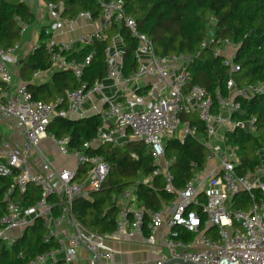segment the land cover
<instances>
[{
  "label": "built area",
  "instance_id": "built-area-1",
  "mask_svg": "<svg viewBox=\"0 0 264 264\" xmlns=\"http://www.w3.org/2000/svg\"><path fill=\"white\" fill-rule=\"evenodd\" d=\"M37 0H21V3L34 5ZM43 2V1H42ZM44 3V2H43ZM51 25L44 30L47 37L43 45L49 55L51 69L69 71L77 79H81L89 66L91 57L81 62L69 61L66 53L74 46L89 47L96 41L106 38V32L119 24L128 30L137 41L135 52L137 71L130 77L123 73L125 45L120 35H116L106 49V77L92 87L82 84L80 89L66 92L65 99L58 104H66L63 109L33 100L26 90L25 84L15 85L14 69L20 63L18 53L22 43L9 50L0 48V126L14 122L24 133V144L14 145L6 138L0 144V177L12 178V184L5 190L3 201L5 214L0 222V246L10 249L16 242L14 232H23L36 221H41L47 233L43 239L45 244L54 241L58 248L42 254L30 264H46L47 260H55L59 253L66 254V262H70L78 250H84L96 259L98 264H110L113 251L107 246L109 241H121L143 235L144 210L127 207L120 212L116 229L111 234H97L83 228L73 217L71 207L75 199L84 197L90 190H98L107 180L110 167L102 157L87 156L83 152L68 149L69 138L59 139L47 132L55 117L77 120L84 118V105L95 95H100V107L96 110L103 126L97 137L83 148L98 147L104 143L117 145L121 137L130 132L134 139L143 143L149 150L156 166L153 177L164 180L166 190L175 194L170 205V213L165 219L163 210L150 213V230L143 235V244L147 247H158V227L167 225L170 233L163 241L167 255L152 263L166 264L171 261H184L188 264H264V202L257 201L255 192L264 196V157L263 151L256 154L261 157L262 165L254 171L238 175V147H230L227 132L244 129L256 131L255 121L241 123L233 117L241 114V106L236 98L251 99L263 91V86L238 89L234 80L227 82L229 95H219L214 101L206 90L198 86H189L190 73L183 56H159L155 53L153 41L138 29L136 21L129 17L124 8V0H113L102 5V18L94 21L90 12H82L75 19L63 16L65 4L44 3ZM89 25L98 24L91 31L84 30L70 42H59L56 35L71 32L77 28V22ZM29 27L23 24L21 35L25 36ZM42 43L33 44L30 53L38 50ZM206 42L202 44L205 48ZM233 50L226 54L215 49L214 56H223L224 65L233 72L240 68L233 64V56L237 47L226 44ZM224 47V48H225ZM43 72H35L32 80L41 78ZM152 80V84L141 87L140 80ZM113 82L120 90L118 97L111 98L104 94V81ZM149 88L145 93L142 89ZM157 97V98H155ZM182 114H194L204 123L206 136L204 146L208 150L207 167L200 171L186 185L176 190L173 186V175L170 167L174 160L165 155L166 142L178 139L184 142L194 137L198 131L196 125L182 123ZM49 138L63 156H70L78 167L90 166L89 173L83 183H77L76 171L62 170L57 174L55 186L44 175L34 171L30 154L38 149L39 144ZM151 178L143 180L148 184ZM33 186L40 190L41 197L32 207L25 209L20 196ZM138 184L125 190L121 198L128 204L134 203ZM248 195L251 203L247 209L236 208L234 199ZM57 202L52 203L51 200ZM59 205L60 212L55 214ZM132 206V205H131ZM200 209L199 214L194 208ZM70 225L74 232L63 236L60 227ZM181 228L194 236L191 241L175 240ZM210 231L209 234L205 231ZM143 264V263H139Z\"/></svg>",
  "mask_w": 264,
  "mask_h": 264
},
{
  "label": "trees",
  "instance_id": "trees-1",
  "mask_svg": "<svg viewBox=\"0 0 264 264\" xmlns=\"http://www.w3.org/2000/svg\"><path fill=\"white\" fill-rule=\"evenodd\" d=\"M44 3L65 4L63 16L75 19L82 12H90L94 21L102 18V5L113 0H41ZM126 14L138 24L141 33L148 36L154 44L155 53L159 56H191L187 64L190 73L189 86H198L206 90L214 101L219 95L227 97L229 91L227 82L234 80L238 89L263 86V91L251 99L236 98L242 113L233 118L241 123L255 121L256 131L248 132L237 128L227 132L230 147H238L239 165L237 173L240 176L254 171L262 165L257 152L263 151L264 157V0H124ZM31 5L21 3V0H0V48L9 50L22 43V25L33 26L36 23ZM40 40L46 41L45 28H41ZM116 35H120L125 45L123 73L130 77L137 71L135 52L137 41L127 29L114 24L107 32L106 38L96 41L92 46H74L66 53L69 61H83L91 57L89 66L81 79H77L69 71L51 69L49 55L45 46L26 55L15 67L18 78L26 86L33 100L56 107L57 110L66 107L58 104L65 99L66 92L80 89L82 84L89 88L106 77V49ZM206 42L205 48L202 44ZM226 44H233L237 50L233 56V64L240 70L233 72L231 67L224 65L223 56H214V50H223ZM35 72L49 73L45 82L33 81ZM2 84L0 83V88ZM149 88L142 89L145 93ZM182 123L196 125L198 131L194 137H188L182 143L178 139L166 142L165 155L174 160L170 167L173 175V186L176 190L183 188L207 166L208 150L203 139L206 136L204 123L194 114H182ZM103 126L100 115H92L77 120L55 117L47 129L59 139L69 138L68 149L78 150L87 156L102 157L110 167L107 180L98 190H90L84 197L74 200L71 213L74 219L86 230L97 234H111L116 229L120 214L118 201L125 190L138 184L134 195L137 205L144 210L143 235L149 234L150 213L163 210L175 199V194L166 190L165 182L160 177H153L156 169L148 148L141 142L132 140L123 147L104 143L98 147L84 149L85 143L92 142ZM4 137L0 132V144ZM90 166H80L77 169L75 181L83 183L89 173ZM151 178L148 184L143 180ZM264 181V178H263ZM12 178L0 177V222L5 214L3 194L12 184ZM257 201L264 202V196L256 191ZM39 189L30 186L27 192L20 196L25 209L32 208L40 199ZM57 202L56 199L51 200ZM251 198L244 194L234 199L236 208L247 209ZM199 214V208H194ZM60 207H55L59 214ZM175 240L191 241L194 236L181 228ZM205 231V230H204ZM207 235L210 231H205ZM47 231L41 221H36L17 238L15 244L6 249L0 246V264H30L44 253L54 251L58 244L54 241L45 244L43 239ZM55 264H65L58 261Z\"/></svg>",
  "mask_w": 264,
  "mask_h": 264
},
{
  "label": "crops",
  "instance_id": "crops-1",
  "mask_svg": "<svg viewBox=\"0 0 264 264\" xmlns=\"http://www.w3.org/2000/svg\"><path fill=\"white\" fill-rule=\"evenodd\" d=\"M31 11L34 13L36 18V23L29 27L27 35L22 41V49L18 53V58L22 60L26 55L30 53V49L33 44L42 43L40 40L41 28H47L51 25L50 19L46 13L45 4L41 0H37L34 5H31ZM98 27V24L89 25L86 22L78 21L77 28L71 32H62L56 35V39L59 42H70L78 37L84 30L91 31ZM15 78H18V72L14 69ZM49 77V73H44L40 79ZM15 79V85L17 80ZM39 79V80H40ZM147 85L152 84V80H146ZM17 84H22L19 80ZM145 86H141L146 87ZM104 94L107 97L115 98L120 94V90L111 81H104ZM100 95L93 96L88 100L83 109L85 117L96 115V110L100 107ZM197 118V116H196ZM198 119V118H197ZM0 132L4 138L9 140L14 145L24 144V133L14 122L9 125L0 126ZM136 140L133 138L130 132L127 133L125 137L119 139L117 146L123 147V145L128 142ZM137 141V140H136ZM75 160L70 156H63L58 147L49 139L45 138L39 144L38 149H32L30 154V161L34 171L44 175L48 180H50L55 186L57 185L58 179L57 174L62 170H68L67 165ZM211 164L208 165L207 171L209 170ZM75 170L78 169L76 165ZM132 205V206H131ZM128 205L122 198L118 201V206L120 212L124 211L127 207L133 209L140 208L137 205L136 199L134 203ZM171 206H165L163 209V214L165 219L168 218ZM119 218V217H118ZM24 232V231H23ZM23 232H14L17 238H20ZM61 234L65 236H70L73 234L74 229L68 225L63 224L60 227ZM170 233V229L167 225L162 224L158 227L157 239L160 242L158 247H147L143 244V235H136L133 238L125 237L121 241H109L107 246L113 251V255L110 264H139V263H152L159 260L162 256L167 255V251L163 246L164 239ZM66 254L59 253L56 255L55 260H47L46 264H55L58 261H64L65 264H98L96 259L92 257L89 253L84 250H78L70 262H66ZM169 263V262H168Z\"/></svg>",
  "mask_w": 264,
  "mask_h": 264
},
{
  "label": "rangeland",
  "instance_id": "rangeland-1",
  "mask_svg": "<svg viewBox=\"0 0 264 264\" xmlns=\"http://www.w3.org/2000/svg\"><path fill=\"white\" fill-rule=\"evenodd\" d=\"M27 35V34H26ZM25 35V36H26ZM24 36V37H25ZM224 52L226 53V54H232V52H233V50L231 49V48H229V47H225L224 48ZM47 80V78H44V79H40V80H38V82H40V83H42V82H45ZM17 82H19V80H17ZM17 82H16V85H19V84H17ZM139 84L141 85V86H145V85H147V83H146V80L144 79V80H140L139 81ZM76 161L74 162L73 160H72V162L71 163H69L68 165H67V167H68V170L69 171H76L75 169H73V168H75L76 167Z\"/></svg>",
  "mask_w": 264,
  "mask_h": 264
},
{
  "label": "water",
  "instance_id": "water-1",
  "mask_svg": "<svg viewBox=\"0 0 264 264\" xmlns=\"http://www.w3.org/2000/svg\"><path fill=\"white\" fill-rule=\"evenodd\" d=\"M185 59L189 63L191 61L192 57L191 56H186ZM155 98H157V97H155ZM166 264H188V263L184 262V261H176V260H174V261H171V262L166 263Z\"/></svg>",
  "mask_w": 264,
  "mask_h": 264
}]
</instances>
